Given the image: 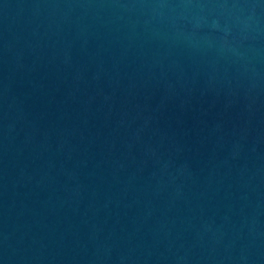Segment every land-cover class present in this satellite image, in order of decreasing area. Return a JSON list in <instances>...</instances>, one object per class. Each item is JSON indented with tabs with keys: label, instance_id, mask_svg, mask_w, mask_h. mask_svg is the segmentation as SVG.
<instances>
[{
	"label": "water",
	"instance_id": "1",
	"mask_svg": "<svg viewBox=\"0 0 264 264\" xmlns=\"http://www.w3.org/2000/svg\"><path fill=\"white\" fill-rule=\"evenodd\" d=\"M0 264H264V0H0Z\"/></svg>",
	"mask_w": 264,
	"mask_h": 264
}]
</instances>
